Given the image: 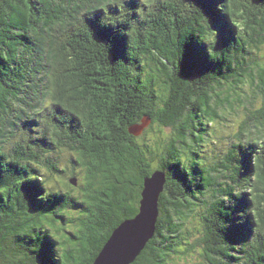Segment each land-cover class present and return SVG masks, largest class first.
Segmentation results:
<instances>
[{
    "label": "trees",
    "instance_id": "obj_1",
    "mask_svg": "<svg viewBox=\"0 0 264 264\" xmlns=\"http://www.w3.org/2000/svg\"><path fill=\"white\" fill-rule=\"evenodd\" d=\"M263 48L264 0H0V264H92L155 172L132 264H264Z\"/></svg>",
    "mask_w": 264,
    "mask_h": 264
},
{
    "label": "water",
    "instance_id": "obj_2",
    "mask_svg": "<svg viewBox=\"0 0 264 264\" xmlns=\"http://www.w3.org/2000/svg\"><path fill=\"white\" fill-rule=\"evenodd\" d=\"M141 125L129 127L128 131L139 136L150 124V119H142ZM76 185L77 179H70ZM166 182L162 172H155L145 179L141 191L138 214L123 221L111 234L92 264H132L153 237L159 215L158 200Z\"/></svg>",
    "mask_w": 264,
    "mask_h": 264
},
{
    "label": "rangeland",
    "instance_id": "obj_3",
    "mask_svg": "<svg viewBox=\"0 0 264 264\" xmlns=\"http://www.w3.org/2000/svg\"><path fill=\"white\" fill-rule=\"evenodd\" d=\"M259 56L262 58V61L264 60V48L262 50V52L259 54ZM260 104L259 99L256 101L255 106L257 107ZM224 121H221L219 125H216V132L213 135V139H215L214 141H216V145H214L213 147H211V151L214 150V153L219 152L221 153L222 151L226 150V147L230 141L229 133H234L235 130H237V126L238 123L243 119V114H239L238 116L235 115H228V114H224L223 115ZM170 130L168 129H161L159 127L156 128V131H154L153 129V133L151 134V136L156 137V141L158 142V145H156L153 141V137L151 139H148V144H150V151H151V155L152 157H157L160 156V152L162 153V147L163 145L171 138L170 137ZM150 136V135H149ZM211 141V139H209ZM210 146V144H209ZM208 151L210 150V148L207 149ZM221 151V152H220ZM150 153V152H149ZM218 153V154H219ZM148 156L150 154H147ZM71 153L65 152V153H60V162L59 165H61L62 167H67V170L65 171L67 173V175H64L62 177V179L64 180L65 177L70 178V169L68 170V167L70 165V157H71ZM202 156V155H201ZM151 157V158H152ZM185 155L182 156V159H180V163L182 165H184V167L186 166V161L187 159H185ZM209 160H212V158L214 157H218L216 154H210L208 155ZM189 158V156H188ZM158 161L157 164L154 165V168L157 169L158 167ZM191 163V161H190ZM188 167V166H187ZM74 168V172L76 173H81L80 169L78 167H73ZM43 174L47 177L50 176L49 173L44 172ZM77 176V175H76ZM78 177V176H77ZM81 177H79V182H81ZM53 177H51V179H48V185L52 184L54 181L52 180ZM64 182V181H63ZM62 188V187H61ZM192 224L195 225L196 224V220H191ZM188 227L191 228L192 225L188 224ZM185 264H197L196 260L193 258H187Z\"/></svg>",
    "mask_w": 264,
    "mask_h": 264
}]
</instances>
